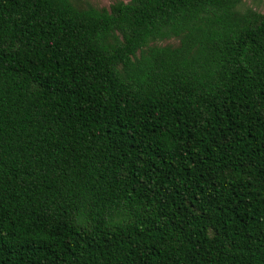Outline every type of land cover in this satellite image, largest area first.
<instances>
[{"label": "trees", "instance_id": "16d2710c", "mask_svg": "<svg viewBox=\"0 0 264 264\" xmlns=\"http://www.w3.org/2000/svg\"><path fill=\"white\" fill-rule=\"evenodd\" d=\"M0 264H264V11L0 0Z\"/></svg>", "mask_w": 264, "mask_h": 264}, {"label": "rangeland", "instance_id": "374dc122", "mask_svg": "<svg viewBox=\"0 0 264 264\" xmlns=\"http://www.w3.org/2000/svg\"><path fill=\"white\" fill-rule=\"evenodd\" d=\"M81 1L83 3L91 4L95 7H108L113 0H81ZM243 1L247 6L253 7L260 11H264V0H243ZM166 42H174V40H169Z\"/></svg>", "mask_w": 264, "mask_h": 264}]
</instances>
